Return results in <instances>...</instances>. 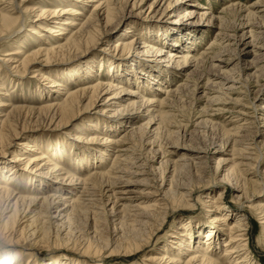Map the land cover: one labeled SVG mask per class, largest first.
<instances>
[{
    "label": "bare ground",
    "instance_id": "obj_1",
    "mask_svg": "<svg viewBox=\"0 0 264 264\" xmlns=\"http://www.w3.org/2000/svg\"><path fill=\"white\" fill-rule=\"evenodd\" d=\"M15 1H17L16 6L20 7L19 10L23 11V9H21L22 6H20L21 3L18 2V0ZM50 1H58L57 7H47L46 2ZM144 1L145 0H49L39 3L35 7L31 5L27 8L26 11L30 10L35 16L32 21L34 23L30 25L28 32L33 39L41 40L46 45H42V43L37 44V49L25 53L23 55L25 56L23 60L16 61L17 63L19 62L16 66L18 69L19 67H22L23 71H27L28 69L33 68L36 64L38 65V63L47 64L59 56L64 57L72 53L79 54V52L85 50L94 51L99 44H104L102 47L104 55H91L90 58L84 59L82 63H85L86 60H90V63L86 67L85 72L80 73L82 71L81 67L75 68L72 71L73 74L68 79L73 80V83L71 82V86H66L68 80L59 73H54L53 70H47L46 72L41 73V79L47 80V85H49L45 86V88H42L41 90L38 89L37 91L39 94H36L37 91H33V93L30 94L32 97H34V95H40L41 98L44 94H50L54 96V98L49 99L48 101L45 98L46 102L42 103L39 107L32 105L25 107L26 105L24 104L15 105L13 93L9 92L11 90L9 87L14 86L15 82L17 83L18 81H16L15 77H8L7 79L2 80L0 79V156L13 153V158H11L8 162L0 161V234L6 233L7 235V232L15 230L18 233L16 237L18 241H21L22 239H32V241L34 240V242H36L35 240L37 239L39 241L45 239L46 236L49 235V232L54 228V231L57 230L55 233L56 238H61L59 235L60 232L63 235V238L71 240V226L74 219H76L74 217L78 214L86 213L87 210H92L95 215L93 224L94 227L95 224L98 223L96 222L98 219L97 214H99L101 211L100 208L102 207L99 206L100 211L97 212L98 205L96 204L98 203L96 201L98 199H103L105 186H109V189L106 190V192L108 191V194L105 193L108 197L106 204L110 202L112 206L110 210H107V212H109L108 216H111L113 221L118 222H115V225L119 224L117 225V227H119L115 229V231L118 230L119 232L118 234L116 232L114 237L118 242L114 245V247H112L110 246V243H107L109 240H105V243L102 242L101 244H104L102 248L110 249L113 253L114 251L120 252V256L113 258L122 259L124 261L131 260L130 257L134 255L136 258V256L146 248V246L143 245L145 241L144 230H140L141 228L135 230H131L130 227L126 228L125 226H129L125 224L127 220L124 221L119 219L121 218V212L130 209L129 207L132 206L131 199H133V197L131 194L135 192L131 188L126 187V185H128V183L130 184V182L125 177L128 175H141L140 173L142 172V170L139 172L137 169H131V167H133L131 166L133 163L130 161V164L127 151L132 145L129 146L128 141L131 140L130 143L132 144L135 142L139 143V141L146 137L147 132H151L152 136H154L153 138H157L159 136L161 132L160 130H162L161 128L163 127L161 125H164V122H166V119L168 118L167 111H169V109L167 110L165 107L169 104V102L172 103L171 98L174 95L173 92H175L176 88H179L180 85H182L181 88L185 87L184 89H186V87L189 86V83H191L189 82L191 72L198 69L197 62H200L205 57H208L206 55L210 52V50H207L209 52L204 50L205 53L203 57H199L197 53L199 52L200 45L206 39L205 32L210 31V29H208L209 26L215 25L219 30L205 45H215L217 42V45H220L221 47L222 45H226V42H230V39L235 37L237 46L243 43L244 47L240 50L237 49V52L235 51L236 53L234 55L227 52L229 57L227 58L224 56V59L220 60L224 63V65L221 66V62L219 64L217 63L219 71L218 69V72L212 70L215 73L213 72L214 74L212 73V75H207L208 77L206 76L208 78V84L211 80H213V83L216 85L215 80H219V85L217 84V86H220L221 88H219L221 90H225L226 88L224 89V87L227 86L225 92L227 93V90L236 89L235 84L237 82L240 81L243 84V81L239 79L245 78L244 81H247L246 79H248V77L254 78L253 76L259 77L262 75L257 74L261 71L258 70L261 66L254 71V74L249 73L245 75L244 69L253 68V65L257 63V59L264 60V46L260 47L258 43L256 44L254 42L260 47L256 49V45L253 44V39L255 40V37L258 35L257 31H255L258 27L254 29L252 22V20L257 16L262 15L260 13L264 14V8L261 7H264V0H256L249 7H243L244 9L247 8L245 11L247 12L246 16L248 21L247 23L244 22L247 26L244 24L242 28L246 26V28L248 27L249 29L247 30L245 28L246 31L244 29L243 33L241 32L242 35L239 37L237 34L231 33L232 35H230L226 32L224 33L225 29L223 28V25L225 24L222 14H218L216 16L215 13L210 11L212 7L207 8L204 4H201V1L199 0H195V3L191 4L190 9L186 7L187 4L190 6V4L187 3L188 0H152L146 11L150 13L148 15H151V18L155 19L152 20L154 22H151L150 24L147 23L146 25L138 23L133 19V16H140L142 13H146V11L143 12ZM228 1L233 2L234 0ZM238 3H232L231 8L226 3L229 9L226 6L225 7L228 10L226 8L225 9L230 12H240V10H242V6ZM87 6L91 7V10H93V13L91 12L92 14L84 12ZM22 11L21 16L15 17L8 11H0V23L3 25L0 28V32H5L12 27L14 28L13 25L16 24L18 20H22V24H25L26 20L23 16H25L26 12L22 13ZM176 13L178 14L175 15ZM163 15H168L171 20L168 18L162 19L161 17ZM172 16L175 18L173 19ZM183 17H197L196 21H202L201 25L206 27L188 28V25H190L189 23H195V21L186 23V21H182ZM122 21H127L125 29H122L118 34L116 33L117 35L115 34V36H112L115 29ZM241 25H243L242 22ZM262 27H264V25ZM201 31H203V33ZM236 32H238V30ZM259 33H261V31H259ZM247 34L250 35L248 36L250 37V40L244 42V37H246ZM260 35L258 37H260ZM2 37L5 38V36ZM18 43H20V41ZM21 43H23V41H21ZM213 45L210 47H213ZM230 45L231 44H229V47ZM248 45H253L252 49L248 50ZM208 46L207 48H210ZM203 47H201V49ZM20 48L21 47H16L13 49V52L11 51L8 53V59L5 58L7 62H15V57L21 58L20 55L22 50H20ZM221 49L217 52H221L222 54L223 50L221 51ZM250 53L255 54V60L250 62L249 65L246 63L245 66H243L242 61L245 58L244 56ZM221 54L215 55L222 58ZM211 56L213 57L212 60H214L213 54ZM126 59L131 60L125 61ZM200 64L198 65L200 66ZM104 65L107 66L105 67L106 70L103 69V73L105 74V77L103 78V74L101 77V74H98V71L102 73V67ZM194 66H197V69L192 68ZM205 68L207 67L204 66V69ZM263 71L264 66L262 67V72ZM235 73L239 74V77L238 75L235 76ZM192 74H194V72H192ZM179 75L183 78L177 81L178 84L176 83V87V84H173V81L176 80ZM213 76L214 78L211 79ZM186 78L189 81L185 82L184 79ZM5 80L9 82L8 86L4 85ZM194 83L196 88L194 89L193 87V89L196 93L198 83L196 84V81ZM207 83L206 86H209L212 82L209 85H207ZM53 87H56L57 89ZM213 87H215L213 89L215 90L216 86L212 85L211 88ZM25 88L26 86L22 88L23 93ZM178 88L176 92L182 94L183 90L180 92L178 91ZM263 88L264 83L261 85V88L257 90L258 93H260ZM168 91L170 93H168ZM17 92L18 91L15 93ZM54 93L59 96L61 95L62 97L64 96L63 100L55 101L56 94ZM218 93L223 94L224 91H218ZM205 94L207 97L209 96L207 93ZM166 95L167 97L168 95H171V101L165 97ZM185 95L186 94L184 93V96ZM215 95L216 98L214 96V103L215 101L217 102L218 99L222 100L221 95L219 97L216 93ZM211 97L213 98V96ZM211 97L209 96V99L207 98V100H210ZM221 100L218 102L224 103L222 102L223 100ZM176 101H178V99H176L175 102ZM256 106L254 114L259 113L260 111L264 118V102L259 103ZM92 108L97 109V112L106 114L107 116H104L103 118L98 117L97 115L96 120L93 118L83 122L85 126L81 129V131L78 134H73L74 141L71 144L73 150L70 154L63 150L65 148H63L62 144L54 143L52 138H44L42 137L43 135L34 136L31 132H29L31 129L44 126L43 121H46V124L51 128L63 127V125L72 122L79 115L91 112L90 109ZM222 109L223 108L219 110L221 111ZM108 116H114L115 118L113 119ZM99 118H101V120H99ZM205 121H207V119ZM239 122H241V120ZM242 125L244 126V124ZM122 126L125 128L120 133ZM33 131L34 130H32V132ZM167 131H169V129ZM228 131L226 130L224 133L228 135V133L231 132ZM232 134L233 133H231V135ZM227 137L229 138V135ZM150 139L151 138H149V140ZM79 141L81 142V145L78 144ZM235 142L236 143L229 146L231 147L230 149H228V147L225 148L226 145L221 143L215 150V153L223 152L228 153L230 156L220 157L218 161L219 166L215 168V171H225L223 174L224 176L220 179L217 186L220 189L222 188L227 190L229 187H227L228 185H224V181H228V184H231L229 186L233 189L234 194L239 193L237 195V199L239 200L250 196L245 190L249 180L243 176L242 169L239 168L240 162L241 165H250V163L247 161L245 163L243 160H239V162L233 161L235 159L234 156L239 152L236 147V138ZM138 143L136 145L141 144V142L139 144ZM89 144L93 146V148L89 147ZM222 144H224V146ZM75 148L81 150L75 151ZM198 154L200 155V152L194 153V155ZM240 154L243 159L246 158L242 152ZM187 157L189 156L187 155L186 158ZM197 157L205 158L206 156ZM240 158L241 157H239V159ZM68 159L73 167L66 164ZM109 159H112V162L109 164V169H102L104 164L108 163ZM192 163H194L193 159ZM221 163L223 164L222 166L220 165ZM160 165L161 167L163 166L162 160ZM172 175L169 178V182L165 179L166 177L161 179V184L158 185L157 190L159 191L160 187L161 189L163 188V193L170 195L176 203L183 200L188 203L190 196H192L191 190L182 184L179 185V183L176 182L177 180L175 181L173 178L176 175ZM13 181L17 182L18 185L20 184L19 186L21 190L15 191L16 189L11 186ZM138 182L141 183V181ZM136 184L138 183L136 182ZM230 188L228 189L229 191ZM91 189L97 190V192L100 190L102 193V195L99 193L100 198L97 199L96 191L91 193ZM172 189L174 190L172 191ZM253 191H255L253 193L255 196L261 191V188L257 186V188L253 189ZM219 196H222L221 193ZM213 198L209 200L212 205L211 207H213L212 210H210V217L213 224L211 223V225L208 226L198 223L195 225L189 221L187 224L185 223L182 225V221L178 220L179 226L175 227L179 230H176L175 232L173 231L175 234L174 236H171L168 244L161 245V247H155L154 250L146 254L148 257L145 259V264H260L254 254V251L249 245V239L251 238L247 229V223L249 222L246 221V214L248 213H245V209L252 208L262 213V223L264 225V202H259L255 205L254 203L245 205V203L242 202L238 206L240 210L244 211L241 215L224 207L219 209V205L217 206V203L215 204ZM163 201L161 200V202ZM245 201L250 202L248 198H245ZM154 206L156 207V204ZM164 206L161 208H165ZM168 206H170V204ZM139 207L141 206L138 204L132 206L133 210L137 211ZM156 209L153 208V210ZM129 211L130 210H128V214H130ZM105 212L104 215L106 214ZM130 212H133L134 216L135 211ZM151 212L141 215L142 218L144 217V219H146L145 221L141 220L145 223V225L148 223L149 219H153ZM137 214L138 212H136L135 215ZM166 218L167 216L165 214L163 220H159L161 222L158 223V225L154 224L151 227V237L155 234V232L157 233L160 231L165 220H167ZM156 219H158V217ZM125 228L128 229V233L124 231ZM131 228L135 227L133 226ZM94 229L96 230L97 227ZM194 229H196L197 235L194 234ZM222 229L226 231L225 235H227L228 238L226 240L223 239V241H219V238L221 237L222 239V236H224L221 233ZM202 234L203 237L201 236ZM101 245H97V247H95V245L91 243L87 246L86 251L92 252L94 247L100 249L99 247H101ZM26 254L30 257L32 255L30 253ZM23 255L27 259H24ZM27 255H25L24 252L18 251H15L12 254L3 252L2 254L0 253V264H22L25 260V264H30L28 262L30 258ZM77 257L82 256H78L76 254V258ZM62 259L72 260L77 264H82L66 254L63 255ZM98 259H101V257L91 258L87 261H95ZM100 263L101 261H99V264Z\"/></svg>",
    "mask_w": 264,
    "mask_h": 264
},
{
    "label": "rangeland",
    "instance_id": "obj_2",
    "mask_svg": "<svg viewBox=\"0 0 264 264\" xmlns=\"http://www.w3.org/2000/svg\"><path fill=\"white\" fill-rule=\"evenodd\" d=\"M8 1L7 0H3V1L0 0V11L1 12L2 11H6V12L8 11L9 13L13 14L14 17L15 16H21L22 10H19L20 7L16 6L17 1H15V0H8ZM22 1H23V4H22ZM45 1H49V0H33V1H29V0H21L20 1V0H18V2L21 3L20 4V6H22L21 9H23L22 13L26 12L25 16H23V18L25 17V20H26L25 24H22V20L21 21L18 20L17 23L13 25L14 28L12 27V28L6 30L5 32L4 31L0 32V35H1L0 36V79L2 80V79H7L8 77H15L16 81H18L17 83L15 82L14 86L9 87L12 90V91L10 90L9 92L13 93L15 105H23L24 104V105H26L25 107H29L31 105L35 106V107H39L40 105H42V103L46 102L45 98L47 101L49 99L54 98V96H52L50 94L49 95L44 94L42 98L40 97V95H34V97H32L31 94L33 93V91H37L38 89L41 90L42 88H45V86L49 85V84L47 85V80L41 79L42 78V77H40L41 73H44L47 70H49V71L53 70L54 73H59L61 76H63L64 78H66L68 80L69 77H71V75L73 74L72 71L75 68L81 67L82 71L80 73L86 71V67L89 65L90 60H86L85 63H82V61L84 59L90 58L91 55H93V56L104 55L102 52V47L104 44H99V46L97 45V47L94 49V51L85 50V51L79 52V54L78 53H72V54L66 55L64 57L59 56V57L54 58L53 60H51L47 64H39L38 63V65L36 64L37 66L35 65L33 68H30L27 71H23L22 67L21 68L19 67V69H18L16 66L19 64V62L17 63L16 61L23 60V58H25V56H23L25 53H28L30 51H33L34 49H37L38 48L37 44L42 43V45H46L41 40L33 39L32 36L30 35V33L28 32L30 25H32L34 23L32 21L34 20L35 16L30 10L26 11L27 8L30 7L31 5L35 7L39 3H42ZM151 1L152 0H145L144 1V3H143L144 11L143 12H145L147 10L148 5ZM199 1H201V4H204L207 8L212 7L210 11L215 13L216 16L218 14H222V17H224V24H225V25H223V28L225 29V30L223 29L224 33L226 32L227 34H230V35L237 34V36L239 37L242 35L244 29L246 28V26H247L246 23L248 21V18L246 16L247 12L245 11L247 8L246 9H244V8L246 6L249 7L256 0H234L233 2L231 1L232 3H234V2L238 3L239 2L238 4L240 6H242V8H241L242 10H240V12L239 11L238 12L237 11H233V12L227 11L229 9L228 5L230 8L232 5V3L229 2L228 0H220V1L219 0H199ZM46 3H47V7H57V5H58V1H50V2H46ZM187 3H189L190 6L187 4L186 7L188 9H190L191 4L195 3V0H190V1L188 0ZM89 5H91V4H89ZM261 7L264 8L263 6H261ZM138 10H137V12H138ZM204 10H206V9H204ZM29 11H30V13H29ZM92 11L93 10H91V7L87 6L84 12L90 14ZM148 14H150V13H148V11H146V13H142L140 16H133V19L138 23H143L144 25H146L147 23L150 24L151 22H154L152 20H155V19L151 18V15H148ZM177 14L178 13H176L175 15H177ZM260 14H262V15L257 16L255 19L252 20L253 25H254V29L256 27H258L255 30L258 33V35L256 37H258L261 34L260 37H258V38L255 37V40L253 39V44L256 45L258 43L259 46L262 47V46H264L263 45L264 34H262V33H264V27H262L264 25V23H263L264 22V14L263 13H260ZM242 15H243V17H242ZM157 16H158V14H157ZM155 18H158V17H155ZM161 18L162 19H167V18L170 19V17L168 15H163ZM172 18L174 19L175 17L172 16ZM241 18H242V20H241ZM261 19H262V21H261ZM196 20H197V17H192V18H189V17L184 18L183 17L182 21H186V23L195 21V23H189L190 25H188V28H191V27H193V28H205L206 27V26L203 27L201 25L202 21L200 22V21H196ZM182 21H180V22H182ZM126 22L127 21H122L121 24L115 29L114 34H112V36H115L116 33L118 34L122 29H125ZM241 22L243 23V25H241ZM244 22H246V23H244ZM257 22H259V23H257ZM260 22H262V23H260ZM244 24L246 26L244 28H242L244 26ZM2 26L3 25L0 23V28ZM240 26H241V28H240ZM236 28H237L238 32H236L237 31ZM208 29H210V31L205 32V38L206 39L200 45V47H199L200 49H199V52L197 53V55H199V57H201V56L203 57L205 51L210 50V52L211 51L212 52L210 53L209 51H207V52H209L208 53L209 55L208 54L207 55L205 54V55L208 57H205L202 61L197 62L198 64L201 63L200 66L197 64L198 69L196 68L197 66L192 67V68L197 69V70L192 71V72H194V74H192V72H191L190 78L187 77V78H189L190 81L187 80V78L184 79L185 82L186 81L191 82V83H189V86H188L189 88L186 87V89H189V90L184 89L185 88L184 86H183L184 88H181L182 85H180L179 88L177 87V84H178L177 81L180 80L181 78H183L181 75H179V77H177V79L173 81V84L177 83L176 87L179 89L178 91L182 92L181 90H183V93L181 94V93L176 92L177 88H176V91L173 92L175 96L173 95L171 98L172 103L169 102V104H168L169 106L168 105L166 106L168 108L165 107V109H167V110L169 109V111H167L168 118H170V117L171 118L170 119L167 118L168 121L166 119V122H164L165 126L163 124L161 125L163 127L161 128L162 130H160L161 132H160L159 136L157 138H153L154 136H152L151 132H147L146 137H144L141 141H139V143L141 142L140 145H136L138 142H135L132 144V143H130L131 140L128 141L129 146L132 145L131 148L130 149L128 148V151H127V153H128L127 156L129 155V158H128L129 162L131 161L133 163L131 165V166H133V167H131V169L132 170L137 169V171H139V172H141V170H142V172L140 173L141 175H128V176H126L125 178L128 179L130 182V184L128 183V185H126V187L131 188L132 190H134L136 192V193L133 192L131 194V196L133 197V199H131L132 200L131 205L134 206V205L138 204L141 207L138 208V211L133 210L132 206L129 207L130 209H128V210L135 211L134 216H133V212L131 213L129 211L130 214H128V210H126V211L121 212L122 213L121 218H119V219H122L124 221L127 220L126 221L127 223L125 222V224H127L129 226H125L126 228L130 227L131 230L141 228L140 230H142V229L144 230L145 241H144L143 245L146 246V248L143 249V251L141 253H139L136 256V258H135V255L131 256L130 257L131 260H128V261H124V260L118 259V258H113V257L120 256V252L114 251V253H113V252H111L110 249H107V248L103 249L102 248V246L104 244L103 245H101V244L105 240H109V241H107V243H110L111 244L110 246L114 247V245L117 244V242H118V241H116L117 239L114 238L116 235L115 233L117 232V234H118V232H119L118 230L115 231V229H117L119 227V226L117 227V225H119V224L115 225V222L116 223H118V222L113 221L111 216H108L109 212H107V210H110L112 204L110 202H108V204H106V202L108 200V197L106 196L108 194L107 193L108 191L106 192V190L109 189V186H107V187L105 186V193H107V194L104 193L103 199H100V200L98 199V198H100V194H99V193H101L100 190H98V192H97V190H93L94 189L93 188L90 191L91 193H93L94 191H96V193H97L96 197L99 200V201L98 200L96 201L98 203V204H96V205H98L97 206L98 209L96 208L97 212H99L100 210L103 211V212L100 211L99 214L96 213L98 216V219L96 221L98 223L95 224V227H97L96 230L94 229L95 227L93 225L95 215L93 214L92 210H89V211L87 210L88 213L87 212L86 213H80L74 217L76 219H74V222L72 223V226H71V232H72L71 240H68V239L66 240L65 238H63V235L60 232H59V235L61 238L60 239L56 238L55 233L57 232V230L54 231L55 229L53 228L49 232V235L46 236V238L41 240V241H39L38 239L35 240L36 242H34V240L32 241V239H26V240L22 239L21 241H18L16 239V237L18 235L17 231L11 230V231H9L10 233L7 232V235H6V233L0 234V253L1 254L3 252H8L9 254H12L15 251L24 252L25 255H27L26 253H30V254H32L31 257L29 255H27L30 258L28 261L30 264H35V263H40V264H55V263H58V264H77L75 261H72V260L71 261L70 260H63L62 257L64 254L69 255L71 258H74L77 262L82 263V264H92V263L93 264H99V261H101L100 264H145L146 263L145 259H147L146 257H148V256H146V254H148L149 252L154 250L155 247H158V246L161 247V245L168 244V241L171 238V236H174V234H175V233H173V231L175 232L176 230H179V229H177V227L179 226V221H182V225H184L185 223L187 224L189 221H190V223H193L195 225H197L198 223H202V224H205L208 226L211 225L212 220L210 217V212H211L210 210H212V208H213V207H211L212 205L209 202V200L211 198L214 197L213 200H214L215 204L217 203L216 204L217 206L219 205V209L221 207H224L226 209L233 211L234 213H239L241 215L244 213V211L240 210L238 208V206L242 202H244L245 205H248L249 203H254V205H255L259 202H262V203L264 202V118H263L260 111H259V113L254 114L255 106L259 103L264 102V88L260 93H258V91H257L261 88V85L264 83V71L262 72V67L264 66V60L263 59H257L256 60L257 63L253 65V68L250 67L251 69H244L245 75H247L249 73L254 74V71H256L257 68H259L261 66L258 69L261 71L257 74H259V75L262 74L263 76L262 75H260L259 77L253 76L254 78L248 77V79H246L247 81H244L245 78H243V79L241 78L239 80L243 81V84L240 81L237 82L235 84L236 89L235 90H227V93H225L227 86L224 87V89L226 88L225 90H221L220 89L221 87L219 86L220 87L219 88L217 86L219 80H217V81L215 80L216 85L213 83V80H211L209 82V84L212 82L211 84L213 86H216V89L213 90L215 87L211 88L212 85L211 84L209 85L207 83V80H208L207 75H212V73L214 72L212 70H215V72L219 71L218 64L221 62L220 61L221 59L222 60L224 59L223 58L224 56L228 58L229 54L234 55L237 52L236 51L237 49L240 50L244 46H243V43L239 44L237 46V41H236L235 37L230 39V42H226V45H222L223 47L222 46L220 47V45L218 46L217 42L215 45L212 44L213 47H210L212 45H209V46L205 45L211 38H213L216 35V33L219 30L217 28V26H215V25L209 26ZM246 29L248 30L249 28L247 27ZM246 29H245V31H246ZM234 30L236 33L234 32ZM258 30L261 31V33H259ZM201 32L203 33V31H201ZM2 34H5V35H2ZM2 36H5V38ZM6 36H8V37H6ZM248 36H250V35L247 34L246 35L247 38L244 37V39H245V40H243L244 42L250 40V37H248ZM19 41H20V43H18ZM21 41H23V43H21ZM235 43H236V45H235ZM229 44H231L232 46L230 45V47H229ZM207 46L210 47L211 49L207 48ZM248 46H249L248 50H250V49H252L253 45H248ZM259 46L256 45L255 48L258 49V48H260ZM16 47H21L20 48V50H22L21 55H20L21 58L15 57L14 58L15 62H9V61L7 62L6 59H8V57H9L8 53L11 51L13 52V49ZM201 47H203V48L201 49ZM215 47H217L218 49ZM225 47H226V49H225ZM231 48H233V49H231ZM220 49H221V51L223 50L222 54H221V52H217V51H220ZM227 49H230V50H227ZM227 52L229 54H227ZM200 54H203V55H200ZM212 54L214 56V60H212L213 59V57L211 56ZM215 54H218V55L221 54L222 58H220L217 55L219 57L218 58ZM244 57L245 58L242 61L243 66H245L246 63H248V65H249L250 62L255 60V54L254 53L247 54ZM128 60H131V59H126L125 61H128ZM2 61H5V62H2ZM13 63H14V65H13ZM195 63H193V64H195ZM204 64H206V65H204ZM223 65H224V63L221 62V66H223ZM106 66L104 65L102 67V73L100 71H98V74H101V77L103 74V78L105 77V74L103 73L104 72L103 69L106 70V68H105ZM201 66H202V68H201ZM204 66L207 67V68H205L206 70L204 69ZM212 68H214V69H212ZM207 69H208V72H207ZM217 69H218V71H217ZM200 71H202V72H200ZM234 75L235 76L238 75V77H239V74H237V73H235ZM98 77H99V75H98ZM144 78H145V76H144ZM213 78H214V76L211 77V79H213ZM72 81L73 80H68V82L66 83V86H69V85L71 86L73 83ZM195 81H196V84L198 83L197 84L198 90L196 89V93L194 90L196 88L195 83H194ZM256 81H257V83H256ZM206 83L209 86H206ZM4 85L8 86L9 82L5 80ZM229 85H230V83H229ZM25 86H26V88H25L24 93H23L22 88H24ZM249 86H250V88H249ZM193 87H194V89H193ZM13 88H14V90H13ZM53 88L57 89L56 87H53ZM217 89H218V91H221V92L224 91V93L223 94L218 93ZM20 90H21V93H20ZM28 90H29V92H28ZM16 91H18V92L15 93ZM214 91H217V92H214ZM203 92L207 93L210 97L213 96V98L211 97L210 100H207V98L209 96L207 97V95ZM210 92H211V94H210ZM18 93H19V95H18ZM26 93H27V95H26ZM168 93H170V92L168 91ZM168 93H166V94H168ZM177 93H178V95H177ZM184 93L186 94L185 96H184ZM215 93L218 95V97L221 95L223 101L221 99H218L217 102L215 101V103H214V100H215L214 96L216 98ZM36 94H39V92L37 91ZM54 94H56V93H54ZM171 95H168V97L166 95L165 97L170 100ZM26 97H28V98H26ZM55 97H56L55 101H58V100L62 101L64 98V96L62 97L61 95L59 96L57 94L55 95ZM173 97H174V99H173ZM223 97H224V99H223ZM176 99H178V101L175 102ZM180 99H181V101H180ZM220 100L224 103L218 102ZM173 103H176V104H173ZM170 105H171V107H170ZM220 107L223 108L221 111L219 110V109H221ZM170 108H171V110H170ZM217 108H219V109H217ZM241 110L245 111V112H242ZM90 111L91 112H87L85 114L79 115L72 122H70L66 125H63V127L51 128L50 126H48L46 124L47 123L46 121H43L44 126L38 127L35 129H31L29 132H31L34 136L43 135L42 137H44V138H52L54 140L53 141L54 143L62 144L63 148H65L63 150L67 151L70 154L71 151L73 150V148L71 146L72 142L74 141L73 134H78L81 131V129L85 126L83 124V122H85V120L93 119V118H95V120H96L97 115H98V117H103V118H104V116H107L106 114H102V113L97 112V109H95V108L90 109ZM171 111H172V114H171ZM168 112H170V113H168ZM169 115H170V117H169ZM108 117L113 118V119L115 118L114 116H108ZM206 119H207V121H205ZM249 119H250V122H249ZM99 120H101V118H99ZM240 120H241V122H239ZM112 121H114V120H112ZM247 122L249 123V125ZM254 122H256V123H254ZM240 123L244 124V126ZM237 124H239V125H237ZM245 124H246V126H245ZM240 126H243V127H240ZM247 126H249V127H247ZM124 128L125 127L122 126L120 133L122 132V130H124ZM168 129H169V131H167ZM238 129L240 130V132ZM32 130H34L35 132L33 131L34 132L33 133ZM226 130L227 131L229 130L228 132L231 131L230 133H228L229 138L227 137L228 135H226V133H224V132H226ZM237 130H238V132H237ZM231 133H233L232 134L233 136L231 135ZM149 134H151V135H149ZM234 137L236 138V141H237V144H236L237 146L236 145L235 146L237 147L239 152L237 153V155L234 156L235 159L233 161L239 162V160H243V161H245V163H246V161L248 163H250V165H241V162H240L239 168L242 169L243 176L246 177L247 180H249L248 184L246 185L245 190L249 193L250 196L244 197V199H239V200L237 199V195L239 193L234 194L233 189L230 188V186H229L231 184H228V181L225 180L224 185H226V186L228 185L227 187L230 188V191L228 190L229 188L227 189L228 190L227 191L226 189L225 190L222 188L220 189L217 186V184L220 182V179L224 176L223 174L225 173V171H222V172L221 171H215L216 170L215 168L217 166H219L218 161H219L220 157H230L228 155V153H223V152L215 153V150L218 148V146L221 143H224L226 145L225 148L228 147V149H230L231 147H229V146L236 143ZM149 138L152 139V140L150 139L151 142H150ZM78 144L81 145V142L79 141ZM224 144H222V145L224 146ZM89 147L93 148V146H91L90 144H89ZM133 147L136 149H134ZM76 150H81V149L75 148V151ZM88 152H89V150H88ZM197 152H200V155L199 154L194 155V153H197ZM241 152L243 153L244 156H246V158H244V159L242 158V156L240 154ZM98 154H99V152H98ZM187 155L189 157L186 158ZM197 156H204V157L206 156V157L205 158H199ZM238 156L241 158L239 159ZM11 158H13V153L12 154L8 153L6 155H1L0 161L8 162ZM189 158H190V160H189ZM192 159L194 160V163H192ZM161 160H162V165H163L162 167L160 165ZM188 161H191V162H188ZM111 162H112V159H109L108 163L104 164L102 169H104V168H105L104 170L109 169V167H110L109 164ZM131 162H130V164H131ZM196 163H198V164H196ZM66 164H69L70 167H73L72 164H70L69 159L67 160ZM229 164H231V163H229ZM139 165H140V167H139ZM220 165L222 166L223 164L221 163ZM93 171H95V170H93ZM173 172H175V173H173ZM171 175L172 176L176 175L173 178L175 181L177 180L176 182H178L179 185L182 184L183 186H185L186 188L191 190L192 196H190L188 203H187V201H184V200L176 203L173 201V199L170 197V195L163 193L164 192L163 188L161 189V187H160V190L159 191L157 190L158 185L161 184L160 183L161 179L166 177L165 179H167L169 182V180H170L169 178ZM160 176H161V178H160ZM138 181H141L142 184ZM136 182L138 184H136ZM19 185L17 182L13 181V184L11 186L16 189L15 191H19V190H21ZM257 186H259L261 188V191L258 192L254 196L253 193L255 191H253V189L257 188ZM161 190H162V192H161ZM173 190L174 189H172V191ZM220 193L222 195L221 197L219 196ZM161 194H163V195H161ZM101 195H102V193H101ZM146 195H148V196H146ZM161 196H163V197H161ZM216 198H218V199H216ZM245 198H248L250 200V202L245 201ZM161 200L162 201L164 200V201L161 202ZM157 202H160V203H157ZM155 204H156V207L154 206ZM169 204H170V206H168ZM157 205H159V206H157ZM99 206L102 208H100ZM163 206L165 208H161ZM104 207L107 209H105ZM99 208H100V210H99ZM140 208H141V210H140ZM153 208L154 209L157 208V209L153 210ZM139 210L141 211V213ZM147 210H149V211H147ZM164 210H166V211H164ZM104 212L106 213L105 215H104ZM136 212H138L137 215H135ZM150 212L153 216L152 217L153 219H149L150 220V221L148 220L149 224L147 223L145 225V223H143L141 220L145 221L146 219H144V217L142 218L141 215H145V214H148ZM246 212L248 213V214H246V217H247L246 221L249 222V223H247V225H248L247 229H248L249 236L251 238V239H249V245L251 246L252 250L254 251V254L257 257V260H259L260 264H264V242H263V236H264L263 235L264 234L263 226L264 225L262 223L263 222L262 213L254 210L252 208L245 209V213ZM139 213H140V215H139ZM161 214H164V215H161ZM165 214L167 216V218H166L167 220H165L164 225L161 227L159 232H157V233L155 232V234L152 235V237H151L150 236L151 232H152L151 227L154 224L158 225V223H160L163 220ZM100 215H102V216H100ZM126 215H127V217H126ZM177 215L180 217H178ZM230 216H232V215H230ZM240 216H238V217H240ZM123 217H126V218H123ZM157 217H158V219H156ZM119 219H118V221H119ZM131 220L134 222H132ZM159 220H161V221H159ZM96 225H98V226H96ZM133 226L135 228H131ZM175 226H177V227H175ZM126 228L124 229V231H126L128 233V231H127L128 229H126ZM147 229H148V231H147ZM148 232H150V233H148ZM193 232L195 235H197L196 229H194ZM221 233L224 236H222V239L220 237L219 241H223V239L226 240L228 238L227 235H225L226 231L222 229ZM201 236L203 237V234ZM11 237L15 238V239H12ZM91 243L93 245H95V247H97V245H99V246L101 245V247H99L100 249H97L94 247V250H92V252L86 251L87 246H89ZM149 246H150V248H149ZM76 254L78 256H82V257L76 258ZM23 257H24V259H27L24 255H23ZM98 257H101V259H98L95 261L94 260L93 261H87L88 259L98 258ZM77 259H80V260H77ZM260 259H261V261H260ZM25 261L22 264H25Z\"/></svg>",
    "mask_w": 264,
    "mask_h": 264
}]
</instances>
